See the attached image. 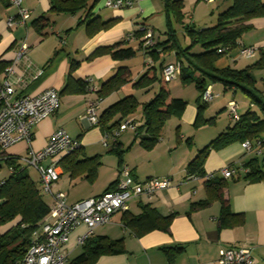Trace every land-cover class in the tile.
I'll return each mask as SVG.
<instances>
[{"label":"crops","instance_id":"obj_1","mask_svg":"<svg viewBox=\"0 0 264 264\" xmlns=\"http://www.w3.org/2000/svg\"><path fill=\"white\" fill-rule=\"evenodd\" d=\"M181 2L182 21L177 22L171 15L169 23L178 40L177 34L180 33L187 45L189 41L184 34L183 25L191 24L197 30L213 27L217 23L218 15L231 5V0H213L212 3L203 0H181ZM260 2L264 3V0ZM50 3L51 0H21L20 6L30 12L29 19L11 27L7 26V22L9 18H17L18 8L11 5L7 9L0 10V63L11 65L13 68V72L8 77L0 69V81L4 78L10 80L15 92L13 98L22 95L33 96L53 89L59 93L60 102L55 113L33 127L30 144L26 141L18 142L3 152L11 157L24 158L29 149L33 151L43 149L49 137L60 129H63L70 138L79 140L78 150L82 153L81 160L98 158L95 177L89 180L86 168L75 171L74 176L61 169L60 179L53 187L54 192L65 193L68 204H75L78 201L100 196L117 180L118 160L114 155L109 154V148L103 147L102 129L99 126L92 127L84 118L87 102L94 100L96 94L87 89L82 93L61 94L63 87L69 81L89 78L92 80L91 86L99 89L115 74L118 67H125L129 71L130 80L121 89L126 88L150 68L147 66L150 58L146 57L143 51L136 55L144 61V68L135 79L131 72L130 60L114 61L109 54L88 58L97 49L113 46L119 42L134 45L136 48L138 41L133 35L143 26L153 30L156 40L163 42L166 39L168 19L164 11V0H139L131 8L115 10L105 8L103 0H97L95 3L90 0L86 10L82 9L74 14L50 13ZM91 5L93 8L87 14ZM41 15L48 17L50 25L40 31L32 25V22ZM96 18L101 22L111 21V27L89 38L86 24ZM245 24L250 28L239 39V48L219 59L215 67L218 69L230 67L238 71L249 68V72L256 80L257 91L264 96V16L255 17ZM159 35H162V38ZM22 43L28 46V50L25 56L16 62V53ZM251 46L258 48L257 54L252 58L242 57L240 49ZM158 50L160 53L161 50ZM70 63H78L79 66L70 72ZM172 63H176L174 53L169 52L158 55L152 67L158 68L161 64L164 68ZM158 76L162 77L161 74ZM193 76L197 77L196 74ZM173 82H175V90L170 86ZM192 86L195 89L193 83L183 85L179 78L167 83L169 96L185 100L187 106L180 119L171 117L167 120L153 148L145 150L141 147L139 138L135 137V132L131 129L122 132L118 141L121 148L128 149L123 155L124 165L132 172L135 181L144 182L152 177L170 178L171 187L156 194L151 201L137 199L129 203V211L134 215L141 212L139 205L147 204L156 208L163 216L171 215L172 221L168 230H152L138 237L129 228L123 226V212H116L109 224L94 228L91 236H105L112 241L121 240L124 252L115 256L103 255L94 264H218L219 249L241 245L251 247L256 264H264V179L258 182L245 180L243 177L246 169L241 167L255 159L264 169V133L261 134V139L248 140L254 146L257 140H261L255 152L247 153L241 147L242 143L234 142L220 150L210 151L203 164L205 175L213 174V178H222L225 181L223 197L229 203L232 216L227 215V218L221 219L222 204L215 196L209 197L206 192V179L195 175H189L194 179H188L186 169L187 164L196 157L198 151L209 144L210 141L203 142L205 133L213 135L210 137L213 140L234 124L228 118L226 111L230 101L238 105L239 116L248 110L256 112L258 116L261 114L258 108L236 88L225 90L220 83L211 84L209 86L214 98L211 105L210 102L207 104L202 119L206 121L211 118L214 122L195 128L193 125L198 112L196 104L198 91L195 89L197 96L193 107L189 106L186 97L173 94L174 91L179 93L183 88ZM151 89L149 92L135 89L137 92L145 91L144 94L141 93L140 99L135 98L144 104L153 98L159 85L155 83ZM119 91L100 102L102 110L123 98L119 95ZM238 95L241 98L235 101ZM214 100L221 101L218 107L222 110L218 113L215 111L218 107L213 103ZM225 114L228 121L223 124L221 117ZM134 116L142 122L137 113ZM206 129L215 132L205 131ZM202 131L205 133L202 134ZM143 133L144 131H141L139 135ZM188 140L190 145L187 143ZM51 161L52 159L49 158L41 164L47 167ZM90 162L88 164L93 166L94 162ZM233 166H240L241 169L233 178L224 179L220 175L221 169ZM4 179L5 177L1 180ZM46 198L48 204H51V198L49 196ZM201 203L203 205H200ZM8 228L9 225L4 226L2 231ZM86 231V226L81 225L70 233L66 245L68 250L66 264H70L82 253V244L78 243V238Z\"/></svg>","mask_w":264,"mask_h":264},{"label":"trees","instance_id":"obj_2","mask_svg":"<svg viewBox=\"0 0 264 264\" xmlns=\"http://www.w3.org/2000/svg\"><path fill=\"white\" fill-rule=\"evenodd\" d=\"M90 0H51L50 13H70L74 14L79 10L88 7ZM97 0H93L95 3ZM11 0H0V10L7 9L11 6ZM93 5L90 6L88 13ZM182 2L181 0H164V11L167 16V27L165 30L166 39L163 42L155 41L152 47L143 48L145 31L140 30L134 33L133 37L138 41L137 47L119 42L113 46L97 49L88 59L95 56L109 54L114 61H127L133 58L137 53H141L156 61L158 55L174 53L175 65L178 67L177 79L183 85L195 86L199 97L196 100L197 115L193 127L198 128L206 124H213L214 119L204 120L202 114L207 109V104L202 101V94L207 86L220 83L225 90L231 87L236 88L243 93L252 105H255L260 116L250 110L246 111L240 117V120L234 123L231 128L220 133L209 144L198 151L196 157L190 161L187 166V174L205 177L203 164L208 158L210 151L220 150V148L231 145L234 142L243 143L244 140L261 139L264 133V96L257 91L255 87L256 80L249 72V68L240 71L230 67L218 69L215 63L226 56L232 50L239 48L238 41L242 35L250 28L245 24L255 17L264 16V3L260 0H231L228 9L218 15L217 23L213 27L195 29L191 24L183 25L184 34L188 38L187 47H181L171 24L170 16H174L176 21H182ZM32 25L43 30L50 25L48 17L41 15L34 20ZM111 21L101 22L98 18L87 22V35L91 36L109 29ZM200 47L202 52L195 54L192 49ZM161 52L159 53V50ZM221 51V52H219ZM163 64V61H161ZM158 68L150 67L136 81L129 85L133 89L147 90L151 89L155 83L159 89L153 98L144 104H141L133 95L125 96L118 102L101 109L99 117V127L103 132H111L118 128L122 122L134 118L139 122L134 114L140 111L141 126L135 128V137L139 138V145L145 150L154 147L160 138V131L171 117L180 119L182 113L186 110L187 103L183 99L172 98L167 92V84L163 82L162 65ZM174 64V63H172ZM70 72L79 66L78 63H70ZM169 65V64H167ZM166 67V66H165ZM6 64L0 63L1 71H5ZM71 74V73H70ZM194 74L197 75L194 78ZM71 77V75H69ZM72 78V77H71ZM130 80L129 71L125 67H118L115 74L108 78L99 89H96V99L101 102L112 93L118 92ZM91 85L86 80L69 81L62 89L63 93H82L89 91ZM144 131L143 135H139ZM118 137L109 145V154L111 153L118 160V170L123 166V155L128 150L121 148ZM137 139V138H136ZM79 143V140H77ZM187 143L190 145L189 140ZM82 155L78 148L68 155L58 160V163L66 172L74 176V172L81 168L87 169V178L92 180L95 177V170L99 161L97 157L80 159ZM92 161L94 165H89ZM89 163V164H88ZM5 167L9 172L7 177L0 182V264H22V259L26 250L32 243L33 233L40 228L42 220L49 214V207L44 197L48 196L42 189L40 177L35 181L30 177L27 165H24L19 158L6 155L0 149V169ZM246 169L244 179L252 182H258L264 179V169L257 160L253 159L241 166ZM239 166V168L241 169ZM118 179V178H117ZM117 180L105 191H111L116 185ZM225 181L221 178H209L206 180V192L209 197L215 196L222 204L221 219L232 216L229 203L223 197V187ZM200 205H203L201 203ZM141 212L134 215L131 211H125L122 216L123 226L130 229L136 236L145 235L152 230L167 231L172 221V216L161 215L156 208L147 205H139ZM9 228L2 231L4 226ZM82 253L70 264H94L98 258L103 255L115 256L124 252L121 240H110L105 236H90L82 244Z\"/></svg>","mask_w":264,"mask_h":264},{"label":"built area","instance_id":"obj_3","mask_svg":"<svg viewBox=\"0 0 264 264\" xmlns=\"http://www.w3.org/2000/svg\"><path fill=\"white\" fill-rule=\"evenodd\" d=\"M139 0H103V6L107 9H127L133 7ZM212 3L213 0H203ZM21 0H11V4L18 8L17 18H9L7 26H15L18 23L26 22L29 19L30 12L20 6ZM144 41L142 47H152L156 41L153 30L143 26ZM28 46L22 43L16 53V62L25 56ZM221 52V51H219ZM258 52L256 46L243 47L240 49V55L244 58H252ZM152 64L148 60L147 65ZM5 75L8 77L13 72L11 65L5 69ZM164 83H169L177 79L178 67L175 64L166 65L162 69ZM87 83L91 85L92 80L87 78ZM90 92L95 93L96 88L90 86ZM14 88L10 80L4 78L0 81V149L2 151L11 148L12 145L26 141L31 143L33 127L40 121L47 119L55 113L59 107V93L56 90L48 89L45 92L33 96L22 95L19 98H13ZM204 103L211 102L214 98L211 94L210 86H207L202 94ZM228 118L233 123L240 120L237 112L238 105L234 101L227 104ZM101 104L95 98L88 100L84 111V118L92 127L99 124L101 115ZM141 126V122L130 118L111 132H104L102 145L109 148L111 142L120 137L121 133L127 129L135 130ZM261 144L257 140L256 146L251 141L244 140L241 147L245 152H255ZM79 143L76 139L70 138L68 134L60 129L54 132L48 140L46 146L37 151L29 149L27 156L20 158V161L29 167H32L40 177L42 189L46 195L51 198L48 215L42 220L40 228L32 235V243L26 250L22 259V264H66L68 259V250L66 245L69 242L70 233L81 225H85L87 231L82 237L78 238V243L83 244L88 239L93 229L110 223V219L116 212L129 211V203L133 200L151 201L156 194L168 190L172 182L169 177L148 178L144 182L135 181L132 172L123 164L118 170V179L116 186L100 196L88 198V200L78 201L75 204H68L66 195L63 192H54L53 187L59 181L61 167L58 163L61 156L68 155L78 148ZM51 158L49 166L44 167L41 163ZM240 170L238 166L225 167L221 169L220 175L224 179L233 178ZM213 174L205 175V179L213 178ZM188 179H194L188 176ZM218 264H256L251 247L241 245L239 247L221 248L218 250Z\"/></svg>","mask_w":264,"mask_h":264},{"label":"rangeland","instance_id":"obj_4","mask_svg":"<svg viewBox=\"0 0 264 264\" xmlns=\"http://www.w3.org/2000/svg\"><path fill=\"white\" fill-rule=\"evenodd\" d=\"M159 32V31H158ZM154 33V32H153ZM159 34V33H158ZM178 35V37H179V40H180V43H181V45H182V47H186V45H187V42L184 40V38H183V36H182V34H177ZM159 36H161V38H162V35H159ZM200 52H202V50L200 49V47H195V48H193L192 49V53H195V54H198V53H200ZM130 60V62H132V67H131V72H132V74H133V79H135V78H137L141 73V70L144 68V61L143 60H141V58L139 57V56H136V57H133V58H130L129 59ZM149 61H151L152 62V64H153V61L152 60H150V59H148ZM152 64L150 63V65H147V66H150V67H152ZM137 65V66H136ZM136 66V67H135ZM141 76V75H140ZM139 76V77H140ZM138 77V78H139ZM137 78V79H138ZM129 82V81H128ZM175 82H173V83H171V85L170 86H172L173 87V89L175 90L176 89V86H175V84H174ZM166 84V83H165ZM171 87V88H172ZM152 89H148V92L149 91H151ZM145 91H147V90H145ZM145 91H141V92H137V90H135V89H133V87L132 86H127L126 88H123V89H121L120 91H119V95H121V96H123V97H125V96H131V95H133L134 97H139V99L141 98V93H143L144 94V92ZM155 92H156V90H155ZM173 94H180V95H182V96H184V97H186V99H187V102L189 103V106L190 107H193L194 106V103H195V99H196V93H195V89H194V87L192 86V87H188V88H183V90H180V92L179 93H176V91H174L173 92ZM180 95H177V96H180ZM241 98V96L240 95H238V97H236V99H235V101H239V99ZM213 103H216V107H218V105L219 104H221V101L219 100L218 102H217V100H214V102ZM212 103L210 102V105H211ZM215 107V108H216ZM214 109V108H213ZM219 110H222V109H219V107L217 108V110H215V111H217L216 113H218V111ZM137 115L140 117V111H138L137 112ZM223 120H221V123H223V124H226L227 123V118H226V114L225 115H223L222 117H221ZM171 121H173V120H171ZM170 123H172V122H170ZM209 130H211V131H213L212 129H206L205 131H209ZM213 132H215V131H213ZM202 134L203 133H205L204 131H202L201 132ZM204 139H203V142L205 141V142H207V141H211V138L210 137H213V135H209L208 134V132L207 133H205L204 134ZM213 139V138H212ZM28 172H29V175H30V177H32L35 181H38V175H37V173H36V171L32 168V167H28ZM4 177H7V170H6V168L5 167H2L1 169H0V181H1V179H3ZM44 201H47L48 202V198H46V197H44Z\"/></svg>","mask_w":264,"mask_h":264}]
</instances>
